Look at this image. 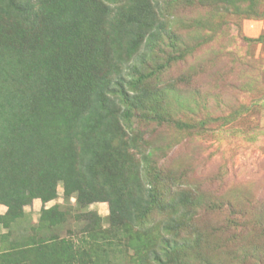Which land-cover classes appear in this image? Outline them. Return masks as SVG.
Returning <instances> with one entry per match:
<instances>
[{
    "label": "rangeland",
    "instance_id": "374dc122",
    "mask_svg": "<svg viewBox=\"0 0 264 264\" xmlns=\"http://www.w3.org/2000/svg\"><path fill=\"white\" fill-rule=\"evenodd\" d=\"M250 1H96L91 18L100 7L108 13L84 34L95 51L83 77H94L92 85L104 78V101L124 127L104 143L123 163L109 161L99 178L126 186L124 202L137 210L145 188L161 187L162 206L137 227L95 194L79 204L75 194L66 199L60 182L43 205L36 185L22 217L0 224V252L40 264L33 247L54 235L56 246L70 240L75 255L93 264H264V0ZM142 13L168 25L162 36L151 32V20L133 23ZM140 73L147 74L140 95H119L114 80L123 76L127 86ZM127 106L131 117L121 116ZM42 208L45 222L37 227ZM58 211L64 219L50 222ZM92 233L94 248L80 244ZM54 262L77 264L66 255Z\"/></svg>",
    "mask_w": 264,
    "mask_h": 264
},
{
    "label": "trees",
    "instance_id": "16d2710c",
    "mask_svg": "<svg viewBox=\"0 0 264 264\" xmlns=\"http://www.w3.org/2000/svg\"><path fill=\"white\" fill-rule=\"evenodd\" d=\"M96 1L0 0V205L6 207L0 213V224L6 228L22 217V206L34 196L36 185L43 205L56 196L60 182L66 199L75 194L79 204L86 193L95 194L108 203L118 218L137 227L142 225L143 215L162 206L161 187L145 188L143 196L138 198L141 205L137 210L135 203L124 202L126 186L99 178L100 170L109 161L117 166L123 163L104 143L111 145L110 137L117 127H124L104 101L101 87L104 78L99 77L92 85L94 77H83L90 72L85 68L86 58L95 51L84 34L88 27L103 23L101 13H108L100 7L96 18H91ZM107 1L115 3V0ZM146 20L154 23L145 13L136 16L133 23L140 27L153 24H144ZM114 21L118 27L120 20ZM114 21L109 20L107 26H112ZM163 25L155 22L156 29L151 32L162 36L168 26ZM133 45L128 44V49ZM146 78L147 74L140 73L126 79L127 86L121 83L123 76L114 82L119 95L130 90L140 95ZM131 111L132 107L127 106L121 116L131 117ZM150 155L148 152L147 160ZM41 210L37 227L42 226L47 214L46 208ZM64 216L63 211H58L50 222L60 221ZM92 235L81 236L80 244H89ZM0 237L4 239L6 235ZM37 242L33 248L44 257L40 264L50 261L56 264L57 255L73 257L77 264H93L75 255L79 247L75 250L78 245L70 240L57 242L56 246L53 235ZM91 246L95 247L93 241ZM44 249L50 250L44 254ZM11 253L0 252V264H23ZM24 253L21 250L23 259Z\"/></svg>",
    "mask_w": 264,
    "mask_h": 264
}]
</instances>
